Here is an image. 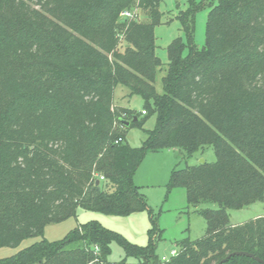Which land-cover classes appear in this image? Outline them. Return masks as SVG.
<instances>
[{"label": "trees", "instance_id": "16d2710c", "mask_svg": "<svg viewBox=\"0 0 264 264\" xmlns=\"http://www.w3.org/2000/svg\"><path fill=\"white\" fill-rule=\"evenodd\" d=\"M161 1L0 0V247L42 236L48 224L76 218L79 209L110 216L147 211L151 222L145 245L94 219L0 264H101L112 242L138 264H218L234 251L264 260V216L234 225L228 214L264 201V0H218L202 48L193 40L200 6L188 0L178 16L188 42L169 44L158 92ZM135 8L145 20L122 16ZM120 86L142 97L145 118L128 107L120 114ZM153 115L147 138L131 146L127 127L143 128ZM206 145L216 161L174 168L168 190L183 187L193 205L218 208L201 210L203 237L182 240L163 261L155 251L157 218L134 174L148 152L182 148L192 155ZM223 264L262 263L234 255Z\"/></svg>", "mask_w": 264, "mask_h": 264}, {"label": "rangeland", "instance_id": "374dc122", "mask_svg": "<svg viewBox=\"0 0 264 264\" xmlns=\"http://www.w3.org/2000/svg\"><path fill=\"white\" fill-rule=\"evenodd\" d=\"M200 6L194 17V43L202 48L206 39V25L211 8L218 0H194ZM190 7L188 0H162L160 11L162 12L161 23L155 27L157 54L162 61L158 71L156 88L162 92V77L165 74L168 58V46L176 38L181 37L187 43L188 37L183 29L182 22L178 17L181 11ZM137 20H145L147 15L141 8L134 11ZM119 49L124 50L127 44L125 37L119 36ZM188 49L185 50L187 54ZM109 56L112 57L111 53ZM114 103L124 113L128 108L142 114L144 100L139 95L128 96L125 87H118L114 95ZM128 107V108H127ZM156 123V116L147 117L143 128L127 127L126 140L134 147L141 146L147 138L144 129H153ZM115 126L116 123H114ZM119 129H123L119 127ZM203 161L212 163L216 161V154L212 146L206 145L192 155H187L182 148H168L156 152H148L140 163L134 174V183L140 187L145 195L153 214L157 218V226L160 229V236L156 246V254L159 259L164 256L171 258L179 250V243L184 239L196 240L203 237L207 231V220L201 214L205 208H218L212 202H204L196 206L189 202L186 189L176 187L169 191V181L174 168L197 165ZM90 212L96 215L104 226L120 232L130 241L139 245L148 243L147 229L151 227L150 217L147 211L135 216H110L98 212L79 209L78 216L66 219L58 223H50L44 229L42 236L29 237L24 239L17 246L0 247V258L11 256L19 250L39 241L43 238L48 240H59L78 226L84 220V213ZM230 224L238 225L245 223L258 216H264V201H257L247 207L228 210ZM134 217V218H131ZM145 218V220H144ZM145 224V225H144ZM105 264H138L137 259L126 255L125 250L117 243L112 242L111 253Z\"/></svg>", "mask_w": 264, "mask_h": 264}, {"label": "water", "instance_id": "95a60500", "mask_svg": "<svg viewBox=\"0 0 264 264\" xmlns=\"http://www.w3.org/2000/svg\"><path fill=\"white\" fill-rule=\"evenodd\" d=\"M138 119V117L136 116L134 118V120L136 121ZM122 122L126 125L129 126L131 121L130 120H122ZM246 207V206H245ZM234 255H246L249 257H252L254 259H256L257 261L261 262L262 264H264V260L262 258H260L259 256H256L255 254L251 253V252H247V251H234L232 253H230L227 257H225L224 259H222L218 264H223L224 262H226L230 257L234 256Z\"/></svg>", "mask_w": 264, "mask_h": 264}, {"label": "built area", "instance_id": "2783aa9c", "mask_svg": "<svg viewBox=\"0 0 264 264\" xmlns=\"http://www.w3.org/2000/svg\"><path fill=\"white\" fill-rule=\"evenodd\" d=\"M122 16L132 18V17H135V13L132 12V11H124V12L122 13ZM143 112H145V111H143ZM95 177H97L98 179H104V176H103V175H99V174H95ZM95 249H96V251L99 250V248H98L97 246L95 247ZM175 254H176V253H175ZM162 260H163V261H166V260H168V258L164 256V257L162 258ZM90 264H97V260H95V262H92V263H90ZM101 264H105V263H101Z\"/></svg>", "mask_w": 264, "mask_h": 264}, {"label": "crops", "instance_id": "0c3cea01", "mask_svg": "<svg viewBox=\"0 0 264 264\" xmlns=\"http://www.w3.org/2000/svg\"><path fill=\"white\" fill-rule=\"evenodd\" d=\"M140 213H142V212H139V213H136V214H140ZM136 214H132V215H130V216H135ZM149 215V214H148ZM84 217H86V218H84V220H82V221H80L79 223H85V222H87V221H90V220H101L100 218H98L96 215H91V213L90 212H85L84 213ZM131 218H134V217H131ZM144 220H145V218H144ZM145 225V224H144ZM149 229V228H148ZM148 229H147V232H148Z\"/></svg>", "mask_w": 264, "mask_h": 264}]
</instances>
